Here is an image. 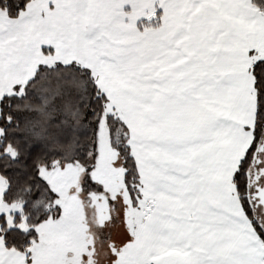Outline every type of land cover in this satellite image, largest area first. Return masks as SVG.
Instances as JSON below:
<instances>
[{
    "label": "snow or ice",
    "instance_id": "1",
    "mask_svg": "<svg viewBox=\"0 0 264 264\" xmlns=\"http://www.w3.org/2000/svg\"><path fill=\"white\" fill-rule=\"evenodd\" d=\"M0 264H264V0H0Z\"/></svg>",
    "mask_w": 264,
    "mask_h": 264
}]
</instances>
